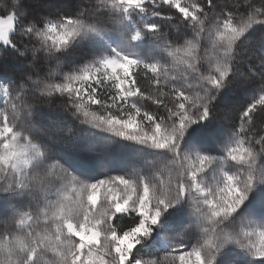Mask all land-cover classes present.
<instances>
[{
    "label": "snow or ice",
    "instance_id": "snow-or-ice-1",
    "mask_svg": "<svg viewBox=\"0 0 264 264\" xmlns=\"http://www.w3.org/2000/svg\"><path fill=\"white\" fill-rule=\"evenodd\" d=\"M0 264H264V0H7Z\"/></svg>",
    "mask_w": 264,
    "mask_h": 264
},
{
    "label": "trees",
    "instance_id": "trees-1",
    "mask_svg": "<svg viewBox=\"0 0 264 264\" xmlns=\"http://www.w3.org/2000/svg\"><path fill=\"white\" fill-rule=\"evenodd\" d=\"M49 2L54 4L55 7L58 8L60 11L69 12L73 10V4L75 0H49ZM6 5L7 3L4 5V2H3L0 7H5Z\"/></svg>",
    "mask_w": 264,
    "mask_h": 264
},
{
    "label": "rangeland",
    "instance_id": "rangeland-1",
    "mask_svg": "<svg viewBox=\"0 0 264 264\" xmlns=\"http://www.w3.org/2000/svg\"><path fill=\"white\" fill-rule=\"evenodd\" d=\"M4 2V5L7 3V1L5 0H1V2H0V6H1V4ZM126 50L127 51H134L135 50V48H133V47H126ZM98 132H99V130H97ZM101 136H103V135H107V134H105V133H99ZM132 150L131 149H124V150H122V152H121V154L122 155H127L128 153H130ZM109 170H111V171H120V170H122L119 166H114V165H109Z\"/></svg>",
    "mask_w": 264,
    "mask_h": 264
}]
</instances>
